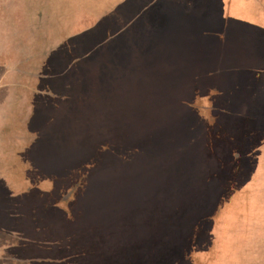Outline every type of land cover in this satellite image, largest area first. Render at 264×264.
Masks as SVG:
<instances>
[{
  "label": "rangeland",
  "instance_id": "1",
  "mask_svg": "<svg viewBox=\"0 0 264 264\" xmlns=\"http://www.w3.org/2000/svg\"><path fill=\"white\" fill-rule=\"evenodd\" d=\"M116 1L0 0V264H264V0Z\"/></svg>",
  "mask_w": 264,
  "mask_h": 264
},
{
  "label": "crops",
  "instance_id": "2",
  "mask_svg": "<svg viewBox=\"0 0 264 264\" xmlns=\"http://www.w3.org/2000/svg\"><path fill=\"white\" fill-rule=\"evenodd\" d=\"M131 1V0H130ZM129 1V2H130ZM154 1H156V0H153V1H150V0H147V1H140V2H138V0H133V2H132V10L134 9V8H136V6H138V9H142L143 8V6H141L142 5V3H145V2H151V4H152V6H153V2ZM123 2H124V0H117L116 1V3L115 4H112L114 7L113 8H115V7H117L118 8V6L120 5V4H123ZM139 3V4H138ZM131 4V3H130ZM130 6L127 4V5H125V8L127 9V8H129ZM160 10H162L163 11V9L164 8H162L161 7V5H160V8H159ZM133 11H135V9L133 10ZM160 15V14H159ZM158 15V16H159ZM157 16V17H158ZM138 18H139V15L138 16H136V14L134 13H132V19H131V21L130 22H128L125 26H123L122 28H119V25H117V35H119L120 34V31L122 30V31H127L129 28H133V24L136 22V20H138ZM165 17H163V19H164ZM121 27V26H120ZM121 31V32H122ZM116 35V36H117ZM116 47H118V45L116 44ZM108 57H106V59L104 58V56L103 57H101V65L102 66H104V63H105V66H106V68L108 67L110 70L111 69H115V71L117 72L118 71V68H117V66L115 65V62H113V56H114V54L113 53H108V55H107ZM117 56V55H116Z\"/></svg>",
  "mask_w": 264,
  "mask_h": 264
}]
</instances>
